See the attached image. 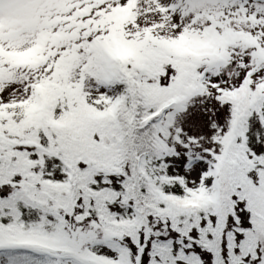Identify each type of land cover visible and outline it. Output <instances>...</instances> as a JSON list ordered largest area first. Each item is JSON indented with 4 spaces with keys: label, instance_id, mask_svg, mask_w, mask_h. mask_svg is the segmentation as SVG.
I'll use <instances>...</instances> for the list:
<instances>
[{
    "label": "snow or ice",
    "instance_id": "1",
    "mask_svg": "<svg viewBox=\"0 0 264 264\" xmlns=\"http://www.w3.org/2000/svg\"><path fill=\"white\" fill-rule=\"evenodd\" d=\"M0 264H264V0H0Z\"/></svg>",
    "mask_w": 264,
    "mask_h": 264
}]
</instances>
